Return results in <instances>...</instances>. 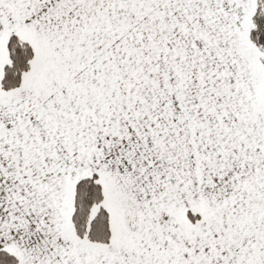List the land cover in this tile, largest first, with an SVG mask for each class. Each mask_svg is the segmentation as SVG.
Here are the masks:
<instances>
[{
  "label": "snow or ice",
  "instance_id": "obj_1",
  "mask_svg": "<svg viewBox=\"0 0 264 264\" xmlns=\"http://www.w3.org/2000/svg\"><path fill=\"white\" fill-rule=\"evenodd\" d=\"M0 264H264V0H0Z\"/></svg>",
  "mask_w": 264,
  "mask_h": 264
}]
</instances>
